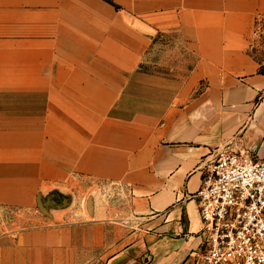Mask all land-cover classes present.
I'll return each mask as SVG.
<instances>
[{
    "label": "crops",
    "instance_id": "crops-1",
    "mask_svg": "<svg viewBox=\"0 0 264 264\" xmlns=\"http://www.w3.org/2000/svg\"><path fill=\"white\" fill-rule=\"evenodd\" d=\"M263 19L264 0H0V206L70 200L1 232L0 264H193L206 164L264 159ZM169 31L187 77L141 68Z\"/></svg>",
    "mask_w": 264,
    "mask_h": 264
},
{
    "label": "built area",
    "instance_id": "built-area-1",
    "mask_svg": "<svg viewBox=\"0 0 264 264\" xmlns=\"http://www.w3.org/2000/svg\"><path fill=\"white\" fill-rule=\"evenodd\" d=\"M194 197L202 240L193 264H264V159L219 152Z\"/></svg>",
    "mask_w": 264,
    "mask_h": 264
},
{
    "label": "rangeland",
    "instance_id": "rangeland-1",
    "mask_svg": "<svg viewBox=\"0 0 264 264\" xmlns=\"http://www.w3.org/2000/svg\"><path fill=\"white\" fill-rule=\"evenodd\" d=\"M256 33V42L259 47L255 48L254 52L260 60L264 61V19L258 23ZM197 59V53L191 49L182 34L178 31H169L158 36L141 68L184 78L190 74ZM111 197L114 198V196ZM69 201L63 196H49L44 199L43 204L30 211L0 206V233L21 229L27 225L40 226L48 217L51 203L62 205Z\"/></svg>",
    "mask_w": 264,
    "mask_h": 264
}]
</instances>
